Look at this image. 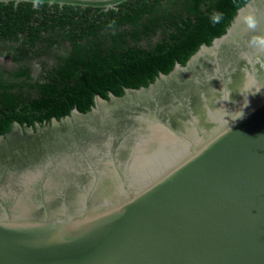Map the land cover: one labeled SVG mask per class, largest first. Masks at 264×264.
Listing matches in <instances>:
<instances>
[{
  "label": "water",
  "instance_id": "obj_1",
  "mask_svg": "<svg viewBox=\"0 0 264 264\" xmlns=\"http://www.w3.org/2000/svg\"><path fill=\"white\" fill-rule=\"evenodd\" d=\"M0 139V264H264V0L149 86Z\"/></svg>",
  "mask_w": 264,
  "mask_h": 264
},
{
  "label": "trees",
  "instance_id": "obj_2",
  "mask_svg": "<svg viewBox=\"0 0 264 264\" xmlns=\"http://www.w3.org/2000/svg\"><path fill=\"white\" fill-rule=\"evenodd\" d=\"M248 2L128 0L109 10L0 2V56L18 64L0 65V135L15 122L35 128L87 113L97 95L149 86L223 36ZM33 61L43 66L36 78Z\"/></svg>",
  "mask_w": 264,
  "mask_h": 264
},
{
  "label": "flooded vegetation",
  "instance_id": "obj_3",
  "mask_svg": "<svg viewBox=\"0 0 264 264\" xmlns=\"http://www.w3.org/2000/svg\"><path fill=\"white\" fill-rule=\"evenodd\" d=\"M65 46H67V44H65ZM63 48L56 49V51H54L55 53H63ZM7 52H4V54ZM44 59H46L51 66L55 65V59L53 56L50 57H45ZM0 65L6 69H15V67L18 66V64L14 63L13 60L11 58H7V56H0ZM34 73L33 76L36 78L39 76V72L43 69L42 63L40 61H33V66H32ZM113 116L114 113L112 112V110H103L102 114L96 118H94L93 120L89 121V123H91L94 127H99L101 125V123H103V119H105L104 124L106 125L107 123H111L113 121ZM89 123L87 122V125L89 127ZM109 127H111L110 124H108ZM10 142V141H9ZM13 143V142H12ZM12 143H8V142H4V140L0 139V150L8 147H12ZM41 158H45L44 154H41ZM45 162V161H44ZM47 163H49V161H46ZM45 162V164H47ZM48 179L52 180V182H54L55 180H57L55 177H52L50 175H48Z\"/></svg>",
  "mask_w": 264,
  "mask_h": 264
}]
</instances>
